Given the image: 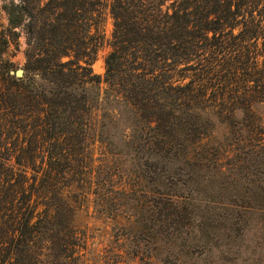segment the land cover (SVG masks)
I'll return each mask as SVG.
<instances>
[{"label":"trees","instance_id":"1","mask_svg":"<svg viewBox=\"0 0 264 264\" xmlns=\"http://www.w3.org/2000/svg\"><path fill=\"white\" fill-rule=\"evenodd\" d=\"M3 1L0 264H79L89 196L146 264H264V0Z\"/></svg>","mask_w":264,"mask_h":264},{"label":"rangeland","instance_id":"2","mask_svg":"<svg viewBox=\"0 0 264 264\" xmlns=\"http://www.w3.org/2000/svg\"><path fill=\"white\" fill-rule=\"evenodd\" d=\"M3 5L4 1L0 0V31L9 25L8 16L2 8ZM105 13L103 25L105 39L97 61L93 65L94 72L99 75L105 73V58L111 50L109 43L113 32V19L108 8H106ZM26 49V38L21 35L17 46L11 45L5 58L12 62L17 70L24 69ZM255 111L264 122V102L256 105ZM99 153L101 152L98 150L95 156L99 157ZM74 208L73 225L83 238L84 246L79 264H146L140 260L139 257L141 256L138 257L132 253L130 242L124 241L123 238L119 240L115 238L120 233L121 228L128 224L126 218L112 219L99 215L94 206V196L76 202Z\"/></svg>","mask_w":264,"mask_h":264},{"label":"water","instance_id":"3","mask_svg":"<svg viewBox=\"0 0 264 264\" xmlns=\"http://www.w3.org/2000/svg\"><path fill=\"white\" fill-rule=\"evenodd\" d=\"M12 75H15L17 78H23L25 75L24 69H18L16 71L11 72Z\"/></svg>","mask_w":264,"mask_h":264}]
</instances>
